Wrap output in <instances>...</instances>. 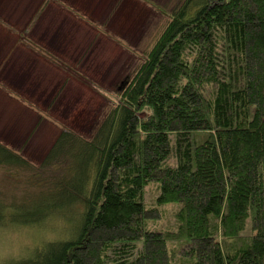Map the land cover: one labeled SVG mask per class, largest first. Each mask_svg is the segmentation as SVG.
Returning <instances> with one entry per match:
<instances>
[{
	"label": "trees",
	"instance_id": "obj_1",
	"mask_svg": "<svg viewBox=\"0 0 264 264\" xmlns=\"http://www.w3.org/2000/svg\"><path fill=\"white\" fill-rule=\"evenodd\" d=\"M167 16L97 130H63L44 188L0 202V228L68 227L13 264H264V0H184ZM0 167L31 166L0 142Z\"/></svg>",
	"mask_w": 264,
	"mask_h": 264
},
{
	"label": "rangeland",
	"instance_id": "obj_2",
	"mask_svg": "<svg viewBox=\"0 0 264 264\" xmlns=\"http://www.w3.org/2000/svg\"><path fill=\"white\" fill-rule=\"evenodd\" d=\"M183 1L0 0V142L31 166L0 167V202L26 201L44 188L46 170H38L63 130L85 138L97 130ZM36 67L43 83L31 79ZM155 196L148 187L147 205L155 206ZM159 209L157 226L171 227L176 208ZM67 228L61 216L0 228V264L67 239Z\"/></svg>",
	"mask_w": 264,
	"mask_h": 264
},
{
	"label": "crops",
	"instance_id": "obj_3",
	"mask_svg": "<svg viewBox=\"0 0 264 264\" xmlns=\"http://www.w3.org/2000/svg\"><path fill=\"white\" fill-rule=\"evenodd\" d=\"M19 2H20V0H19ZM22 5V4H21ZM55 12H56V16H58L59 14H58V10H55ZM58 14V15H57ZM31 16V15H30ZM47 19V18H46ZM1 21V20H0ZM77 21V20H76ZM2 23H3V21H1ZM54 23V22H53ZM52 24V23H51ZM1 25V24H0ZM5 26V25H4ZM51 25H46L45 26V28L46 29H58V27L56 26V28H55V25H52V27H54V28H51L50 27ZM6 27V26H5ZM48 32V31H47ZM58 31H54V33L53 34H51L50 36H52V35H54L55 33H57ZM61 33V32H60ZM48 34H49V32H48ZM59 33H57V35H58ZM62 34V33H61ZM57 35H56V37H57ZM9 69V68H8ZM36 70H38L37 71V74L36 75H34L31 79H32V81L33 80H35V83H43L44 82V80L42 79L41 80V77H42V75H40V71H41V69H39L38 67H36L35 68ZM31 79H27V82H29ZM24 80H26V79H24ZM7 82H11L9 79H8V81Z\"/></svg>",
	"mask_w": 264,
	"mask_h": 264
}]
</instances>
